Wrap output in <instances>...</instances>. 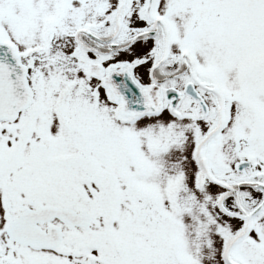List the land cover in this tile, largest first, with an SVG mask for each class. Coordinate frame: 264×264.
I'll use <instances>...</instances> for the list:
<instances>
[{
	"label": "snow or ice",
	"instance_id": "snow-or-ice-1",
	"mask_svg": "<svg viewBox=\"0 0 264 264\" xmlns=\"http://www.w3.org/2000/svg\"><path fill=\"white\" fill-rule=\"evenodd\" d=\"M0 264H264V0H0Z\"/></svg>",
	"mask_w": 264,
	"mask_h": 264
}]
</instances>
